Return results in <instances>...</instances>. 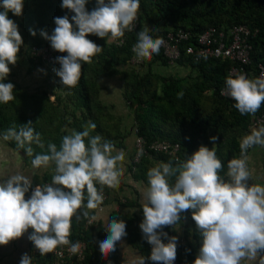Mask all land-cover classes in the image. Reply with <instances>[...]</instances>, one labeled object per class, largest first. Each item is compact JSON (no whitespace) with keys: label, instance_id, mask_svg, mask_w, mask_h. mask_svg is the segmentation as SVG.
<instances>
[{"label":"clouds","instance_id":"obj_1","mask_svg":"<svg viewBox=\"0 0 264 264\" xmlns=\"http://www.w3.org/2000/svg\"><path fill=\"white\" fill-rule=\"evenodd\" d=\"M88 2L62 0L61 8L74 15L71 18L68 15L55 17L52 33L44 30L40 32L53 50L67 54L56 58L60 67L53 71L59 77L60 85L69 89L79 82L82 62L91 63V58L102 51L101 46L87 39L89 35L101 39L109 37V43L120 47L124 43L122 37L125 31H138L142 25L138 13L140 0H96L91 11L86 9ZM23 4L24 0H0V8L3 9L0 11V104L15 99L14 85L4 81L11 71L9 65H15L18 61L23 38L18 25L9 18V13L22 16ZM240 26L244 27V24ZM212 27L215 26L207 27L196 36L198 45H188L187 55L193 54L188 51L190 47L200 55L202 44L199 38ZM224 27L219 31L225 32ZM143 28L145 30L137 34V42L132 47L134 53L127 68L140 70L147 63L146 59L158 53L160 47L170 66L188 67L176 63L181 55L176 40L190 41L195 37L192 32L181 29L175 36L170 31L166 39H154L149 35L152 26L144 24ZM29 31L33 37L36 36L35 30ZM257 32L254 31L255 34ZM164 40H168L169 44L163 43ZM169 45L177 47V50L174 47L176 55L167 54ZM203 59L206 58L194 60ZM230 61L235 64L220 94L228 100H234V107L241 115H254L264 103V76L260 78V65H264V62L258 64L257 78L249 79L252 70L251 54L250 62L245 66L246 76L238 75L242 72L232 74V70L239 68L240 63ZM253 118V130L240 141L241 157H246L257 145L264 147V112ZM31 125L29 121L19 129L9 128L0 140L14 141L18 148L25 149L28 156H33L32 145L44 148V144L40 134ZM95 127L93 123L83 132L65 135L59 149L56 144L49 143L47 153L34 155L31 169L28 170L32 174L36 169L54 164L50 184L33 186L30 177L22 171L9 174L5 167L4 153L0 152V161L4 162L0 163V245H7L32 229L28 239L41 256L54 251L58 246L66 245H70L69 250L73 254L78 252L79 242L71 243L69 239L73 217L77 220L87 219L89 223L95 221L96 216H90L89 210L96 209L103 202V188H115L121 175L117 165L123 160V154L113 155L112 143L101 142L99 135L90 137L88 129ZM85 138H88L87 144ZM210 140L215 143L217 137L213 136ZM222 169L223 164L215 151L200 146L177 166L168 162L148 170V186L143 192V220L139 228L143 239L151 245V253L147 258H141L139 264H146V259L154 264H174L178 237H169L163 229L179 224L182 213L188 210H191V218L201 238L199 255L193 264H241L245 258L253 259L259 253H264V186L249 185L251 174L244 158L228 162L227 180L220 175ZM97 184L100 185L99 189ZM30 190L31 194L26 199ZM105 230L107 236L99 243V249L107 258L115 251L117 243L127 235L126 223L114 218ZM162 238L167 239V243ZM20 264H31V257L24 254ZM261 264H264V260Z\"/></svg>","mask_w":264,"mask_h":264},{"label":"trees","instance_id":"obj_2","mask_svg":"<svg viewBox=\"0 0 264 264\" xmlns=\"http://www.w3.org/2000/svg\"><path fill=\"white\" fill-rule=\"evenodd\" d=\"M61 3L62 0H24L22 16H14L9 13V18L19 27L23 43L26 39L32 42L25 52L31 70L34 67L37 69L44 68L51 75L56 76L53 70L60 67L56 63V58L67 55L54 50L51 53L53 57L49 60L43 54H37V51L44 46L51 48L50 43L40 35L41 30L55 25V17L68 15L71 18L74 15L69 10L62 9ZM95 5L96 0H89L86 9L91 11ZM0 11L3 9L0 8ZM138 13L142 24L140 30L125 31V35L122 37L124 43L120 47L114 43H109V37L104 39L95 35L87 37V39L101 46L102 51L91 58V63L82 62L80 79L74 88L69 89L60 85L59 77L56 76L57 91L54 94L57 96L58 105L51 101L50 94L46 91L41 94V100H37V95H27V93L17 95L16 91L13 90L15 99L7 104H0V135L2 136L9 128L16 127L19 129L22 124L31 121V127L40 134L44 144V148L35 144L32 145L34 154L33 156L27 155L32 160L35 154L47 153L49 143L56 144L59 149L62 138L66 135V129L63 131L64 127L69 126L75 132H83L88 125L94 123L95 129H88L90 137L100 135L102 136L101 142H111L114 147H126L125 140L127 137L142 136L144 138L149 151L137 164L133 163V155L131 163L137 167V173L133 171L132 167L130 170L136 178L146 183H148L147 172L149 165L153 162L152 160L160 163L171 162L173 166H177L197 151L200 146L206 145L215 151L217 158L222 162L223 169L220 175L225 178L228 162L232 159L241 158L240 141L242 137L250 134L253 130L251 128L254 121L253 117L264 112V103L254 115H241L234 107L235 101L233 99V101L228 100L220 94L221 89L225 87L226 77L231 76L230 70L235 63L215 56L195 61L193 54V57L187 55L186 49L188 45H198L196 36L209 26L217 27L216 33L212 36V39H216L219 37V30L224 25V40L230 44L233 41V35H235L234 28L243 23L244 28L249 32H241V38L248 45L254 47L250 53L252 56L250 68L252 70L249 79H256L258 64L264 62V0H140ZM144 24L152 26L149 35L154 39L157 37L166 39L170 31L174 35L181 29L192 32L195 37H192L190 41L176 40V43H179L178 47L181 53L176 63L192 66L196 73H188L187 76L180 77L174 73L156 72V65L170 66V62L162 54L163 49L161 47V51L159 49L158 53L153 54L150 59H146L147 63L143 64L139 71L132 68V72L128 71L129 59L134 53L132 47L137 42V34L145 30ZM30 29L36 31L35 37L30 34ZM253 30H258L257 34ZM216 45L217 42L215 41L211 44V46ZM201 47L205 46L202 45ZM21 52H23L22 47L18 55ZM11 66L9 65L10 68ZM9 75H12L11 71ZM104 77H121L126 84L124 87L126 91L123 95L133 112L134 123L129 131L126 128L125 131L122 129V120L118 118L119 122L110 126L116 132L112 134L109 132L110 128H107L103 121L105 108L101 103L100 94L103 85L100 83V78ZM129 81H133L130 89ZM4 82L9 83L11 81L6 79ZM209 91L213 95V99H211L209 108L204 110L200 103L204 94ZM63 96L69 100L70 104L74 105V110L70 112L71 119L66 116L67 107H61ZM24 97L26 101L22 104L18 100ZM16 105L17 109H15ZM49 112H52V115H49ZM108 116L106 115L109 120L108 123H112L115 117L112 114H108ZM55 117L57 121H55ZM41 119H45L44 122L41 123ZM46 125L51 126V128L47 129ZM213 136L217 137L215 143L210 140ZM154 141H168L172 144L178 142L181 149L177 156L153 153L149 146ZM85 142L87 144L88 138H85ZM9 143L18 148L14 141H9ZM20 149L26 153L25 149ZM50 179H52V175L46 174L44 180ZM96 186L100 187L98 184ZM112 218L123 220L126 223L129 242L142 249L146 253L145 257H148L151 253V245L147 244L146 247L149 248V251L146 252L142 234L133 232L131 229L135 219L120 213H112ZM193 226L194 237L201 246V238L195 228L194 221ZM82 227V220L73 218L71 236L81 237ZM93 228L94 226H91L84 231L82 237H85L89 242L90 258L98 259L99 264H104L97 255L98 242ZM103 235L102 231L98 229V238L101 241L105 239Z\"/></svg>","mask_w":264,"mask_h":264},{"label":"crops","instance_id":"obj_3","mask_svg":"<svg viewBox=\"0 0 264 264\" xmlns=\"http://www.w3.org/2000/svg\"><path fill=\"white\" fill-rule=\"evenodd\" d=\"M0 137H2L0 135ZM134 138V139H133ZM131 144H126L120 149L125 152L124 159H128L127 162L132 161L135 153V136H132ZM207 147V145L205 146ZM116 149L114 151L116 153ZM0 152L4 153L5 157V167L8 169L9 174H13L16 171L25 172L28 175L33 183V186L39 184H50L51 180L44 182L46 174L54 175L53 173H44L42 177V167L36 169L35 173L32 174L28 170L31 169V158L20 148H15L12 146L9 141L0 140ZM261 152V151H260ZM113 154V153H112ZM118 154V153H117ZM255 154H253L254 156ZM244 158V157H242ZM252 158V157H251ZM153 162L149 165V168L156 167L160 162L152 160ZM257 161V160H254ZM123 162V160H122ZM0 163H4L0 161ZM252 161L247 162V168L252 176V168L259 169L261 166L258 164L257 167L251 166ZM53 172V171H50ZM121 175L119 177V184L115 188H108L107 186L104 189L108 192V200L103 211H97V208L94 210H89L90 215L96 216L97 225L93 228L94 234L97 239V255L99 260H102L104 264H139L141 258L145 257V252L142 249L135 247L129 242L128 236L122 238L120 242L117 243L115 251L111 252L107 258H105L99 249V243L101 240L98 238V229L104 234L103 237L106 238L107 232L106 228L108 223L112 218V213H120L129 218L135 219V222L131 225L133 232L142 234L139 224L143 220L142 206L145 203L143 199V192L147 188L148 183L143 180H139L136 176L129 177L125 171L121 169ZM132 175V174H130ZM224 179H228L227 175ZM251 179V177H250ZM50 181V182H49ZM251 181V180H249ZM248 183L250 184V182ZM100 188V187H99ZM31 192V190H30ZM26 194V199L28 194ZM87 201H85L86 204ZM32 229H29L21 238L10 241L7 245H0V264H20L21 257L24 254H28L31 257V264H34L35 258L31 253V241L28 239V235L31 233ZM164 232L168 233V236H177V256L179 258H184L187 261V264H193L195 258L199 255L200 246L198 241L194 237V226L193 220L191 218L190 210L185 213H182V218L179 224L175 225L173 228H164ZM163 239V242H166L167 239ZM146 242V241H145ZM145 245V250L148 252L147 242ZM264 260V253H259L255 258L248 259L245 258L241 261V264H261V261ZM146 264H154V262L146 259Z\"/></svg>","mask_w":264,"mask_h":264},{"label":"rangeland","instance_id":"obj_4","mask_svg":"<svg viewBox=\"0 0 264 264\" xmlns=\"http://www.w3.org/2000/svg\"><path fill=\"white\" fill-rule=\"evenodd\" d=\"M54 28H55V25L48 26L45 28L44 31H47L49 34H51ZM31 44L32 42L29 39H26L24 41V43L21 46L23 52H21V54L18 55L17 63L11 66L10 69H11L12 75H9L7 77V80H10L11 81L10 83L14 85V91H16L17 95L19 94L23 95L24 93H27V95L34 94V95H37V100L38 99L41 100V94L44 91H46L50 94L51 101H53L54 104L58 105L57 96L54 94V92L57 91L56 76H54L53 74L51 75L49 71H47L44 68H43L44 70L43 72L40 71L41 69H37L35 67L31 70L30 64L27 63L25 52ZM129 68L127 70L131 71L132 69L131 68L129 69ZM155 71L158 73L160 72L162 74L174 73L175 75L180 76V77L187 76L188 73H196V70L190 68L189 66L179 68L177 66L156 65ZM163 71L165 72L163 73ZM140 73H142V71H140ZM190 79L194 81V79L192 78ZM132 82L129 81V89L132 87ZM100 83L103 85V90L100 94V97L102 100L101 99L100 100H101V103L103 104V107L105 108V115H104L105 118L103 121L105 125L107 126V128L108 127L110 128L109 132L112 134L116 133L114 132V129L110 126H112L113 123L116 124L117 122H119L118 118L122 120L121 122L122 129L125 131V128H126V130L129 131L134 124L133 123V112L129 108L127 101L123 95L124 91H126V89L124 88L126 87L124 80L121 77H115V78L104 77L102 79L100 78ZM25 97L20 98V100L18 101H20L21 103L26 101L27 97L26 98ZM203 97H202L203 98L202 102L200 104L202 106V109L207 110L210 106L211 99H213V95L209 91V92H206ZM64 106L67 107V111H68L66 116L71 119L70 112L74 110V105L70 104L69 100L66 97H64L61 107H64ZM17 108L18 107L16 105L15 109ZM108 114H112L113 117H115L112 123H108L109 120L106 117V115L108 116ZM49 115H52V112H49ZM43 120L45 119H41L40 122L41 123L44 122ZM55 121H57L56 117H55ZM46 128L49 129L51 128V126L46 125ZM64 130L66 131V135H71L73 132H75V130L69 126L64 127L63 131ZM100 137L102 138V136ZM132 142H134V140H132L131 137H127L126 139L127 146L128 144H131ZM114 148H119V149H116V153L113 152V155H116L117 153L123 154V162L121 160L118 162V165H117L119 171H121V169L122 171L124 170L125 173L129 177H131L132 180L134 181L132 177L134 175H133V172H131L130 167H132L133 171L135 172L137 170V167H135L134 164L132 165L130 160L129 162H127L128 159L126 160L124 159V157L126 158V156L124 155L125 152H123V150L120 149V147H114ZM253 154L255 155L253 156ZM244 159L246 160V164L247 162L252 161L251 166L257 167L258 164L261 166L259 169L252 168L253 174L250 179L251 181H249L250 182L249 185L258 184V185L264 186V149L261 146L257 145L256 148L252 149L248 153V155L244 157ZM254 160H257V161H254ZM50 171H53V172H50ZM46 172L54 174V164L50 163L47 167H42V177H43V174ZM44 182H48V181L45 180Z\"/></svg>","mask_w":264,"mask_h":264},{"label":"built area","instance_id":"obj_5","mask_svg":"<svg viewBox=\"0 0 264 264\" xmlns=\"http://www.w3.org/2000/svg\"><path fill=\"white\" fill-rule=\"evenodd\" d=\"M217 29L215 27H212L204 33L200 38L199 42L204 45L205 47H202V49L196 54L193 47H190L188 51L190 53H193L196 59L199 58H210V57H223L230 60H234L238 63H240L239 68H234L232 70V74H240L238 75H247L245 72V66L249 64L250 62V51H251V45L247 44L244 39L241 38V32L248 33L249 31L245 29L243 26H239L234 28L235 35H233V41L230 44H227L224 40L225 32L219 31L218 38L212 39V36L216 33ZM187 36V35H186ZM170 39H172V36H169ZM181 38V35H180ZM217 42L216 46H211L212 42ZM163 43L169 44L168 40H164ZM177 50V47L175 45L171 46L169 45L166 49V52L168 55H176L175 48ZM34 50H37L34 48ZM52 52L54 50L50 48L49 46H44L41 49L37 51L38 55L43 54L46 59H52ZM177 52V51H176ZM59 53V52H58ZM175 53V54H174ZM260 78L264 76V65H260ZM237 75V76H238ZM137 132V131H136ZM135 147L136 152L134 155V164H137L141 161V158L148 153V148L146 147V141L142 136H136L135 139ZM152 151L159 152V153H165L169 155L177 156L180 151V144L179 143H170L168 141H154L149 146ZM99 189V188H98ZM31 194V192H30ZM28 194L27 198L30 196ZM108 192L103 188V202L97 207V211H103L105 208V205L108 200ZM91 216V215H90ZM73 218L76 219L74 216ZM77 220V219H76ZM83 227L81 232V237L75 238L70 235L69 239L71 243H77L79 242V250L75 254H73L69 249L70 245L66 246H58L54 251L41 256L38 250L34 248V245L31 243V253L33 257L35 258L34 264H99L98 259H92L90 258V246L89 242L84 236V231H86L91 226H96L97 221H92V223H89L87 219L81 218ZM175 226V225H174ZM173 226V227H174ZM166 228H172V227H166ZM174 264H187V261L184 258L176 257V260L174 261Z\"/></svg>","mask_w":264,"mask_h":264}]
</instances>
